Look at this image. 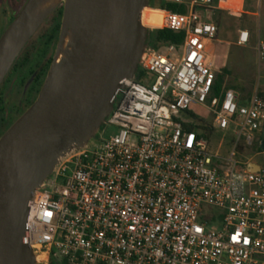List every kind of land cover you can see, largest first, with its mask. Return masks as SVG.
<instances>
[{"label":"built area","instance_id":"1","mask_svg":"<svg viewBox=\"0 0 264 264\" xmlns=\"http://www.w3.org/2000/svg\"><path fill=\"white\" fill-rule=\"evenodd\" d=\"M163 1L186 12L160 11L149 28L180 32L182 43L147 47L138 81L110 100L105 123L117 133L63 161L32 194L26 238L39 264H264V171L241 158L261 143L264 72L248 98L218 90L214 0ZM249 40L239 30L235 45ZM256 55L264 60L262 40ZM191 106L210 112L211 124ZM213 131L231 137L226 156L222 140L210 152Z\"/></svg>","mask_w":264,"mask_h":264},{"label":"water","instance_id":"2","mask_svg":"<svg viewBox=\"0 0 264 264\" xmlns=\"http://www.w3.org/2000/svg\"><path fill=\"white\" fill-rule=\"evenodd\" d=\"M59 6V38L42 88L0 137V264H39L26 238L32 194L63 161L93 145L114 92L134 78L147 49V0H27L0 37V85ZM260 139L264 151V124Z\"/></svg>","mask_w":264,"mask_h":264},{"label":"rangeland","instance_id":"3","mask_svg":"<svg viewBox=\"0 0 264 264\" xmlns=\"http://www.w3.org/2000/svg\"><path fill=\"white\" fill-rule=\"evenodd\" d=\"M160 1L147 0V3L155 5ZM213 7L216 10L213 21L217 27L216 40L211 44L213 71L216 76H223L222 83L216 84V87L218 90L222 86L237 87L238 90H234L239 98H248L256 89L258 73L264 72V60H258L256 55L257 41H264V0H214ZM238 30H246L249 33V43L244 47L235 45ZM223 71L226 73L223 74ZM139 73L140 69H137L134 80L138 81ZM258 90L264 94V87L261 86ZM188 114L206 125L211 124V115L206 109L191 106ZM180 118L189 121V117L184 115ZM116 133V127L104 122L91 143L95 145ZM222 135L219 131H213L207 135V140L210 142L209 149L212 153L216 152L217 145L222 140L223 146L219 155L226 156L231 137L222 139ZM241 158L259 165L264 171V151L260 149L259 143L255 142L252 147L247 148Z\"/></svg>","mask_w":264,"mask_h":264},{"label":"flooded vegetation","instance_id":"4","mask_svg":"<svg viewBox=\"0 0 264 264\" xmlns=\"http://www.w3.org/2000/svg\"><path fill=\"white\" fill-rule=\"evenodd\" d=\"M26 1L0 0V37ZM148 12L149 8L147 15ZM61 20L62 6H59L39 26L3 79L0 85V137L36 100L55 53Z\"/></svg>","mask_w":264,"mask_h":264},{"label":"trees","instance_id":"5","mask_svg":"<svg viewBox=\"0 0 264 264\" xmlns=\"http://www.w3.org/2000/svg\"><path fill=\"white\" fill-rule=\"evenodd\" d=\"M147 6L148 8H151V9H149L148 15L146 14V18H145L146 27H158L159 26L157 17H156L157 11H161L165 13H179V14H184L186 12V7L184 5H174L170 3H165L163 0H161L158 4H155V5L151 3H147ZM146 12H147V8H146ZM182 40H183V34L180 32L177 33L172 30L165 29V28H148L146 44H147V47L154 48L155 50H162L163 48H166L168 46H179L182 43ZM225 73L226 71H223V74ZM140 74L141 72L139 73V76ZM139 76H138V79H139ZM222 79H223L222 75H217L216 84L222 83ZM230 87L238 90L237 87H233V86H230ZM262 95L264 96V94ZM61 262L62 260L56 261L52 259L50 264H60Z\"/></svg>","mask_w":264,"mask_h":264},{"label":"bare ground","instance_id":"6","mask_svg":"<svg viewBox=\"0 0 264 264\" xmlns=\"http://www.w3.org/2000/svg\"><path fill=\"white\" fill-rule=\"evenodd\" d=\"M156 15H157L158 25L160 26L162 13L160 11H157ZM145 18H146V9H144L143 12H142V24H143V26H145Z\"/></svg>","mask_w":264,"mask_h":264},{"label":"crops","instance_id":"7","mask_svg":"<svg viewBox=\"0 0 264 264\" xmlns=\"http://www.w3.org/2000/svg\"><path fill=\"white\" fill-rule=\"evenodd\" d=\"M239 31V30H238ZM238 35V34H237Z\"/></svg>","mask_w":264,"mask_h":264}]
</instances>
